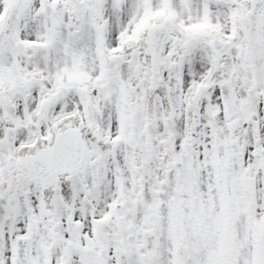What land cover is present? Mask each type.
Here are the masks:
<instances>
[{"label":"snow or ice","instance_id":"snow-or-ice-1","mask_svg":"<svg viewBox=\"0 0 264 264\" xmlns=\"http://www.w3.org/2000/svg\"><path fill=\"white\" fill-rule=\"evenodd\" d=\"M0 264H264V0H0Z\"/></svg>","mask_w":264,"mask_h":264}]
</instances>
